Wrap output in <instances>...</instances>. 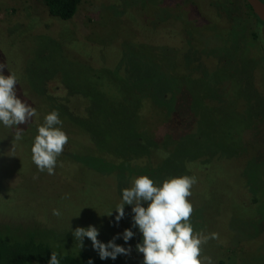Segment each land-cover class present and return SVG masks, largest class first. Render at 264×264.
I'll return each instance as SVG.
<instances>
[{"label": "rangeland", "instance_id": "obj_1", "mask_svg": "<svg viewBox=\"0 0 264 264\" xmlns=\"http://www.w3.org/2000/svg\"><path fill=\"white\" fill-rule=\"evenodd\" d=\"M200 3L222 20L206 21ZM252 32L264 45L258 19L233 23L214 0H85L67 22L37 1L0 0L2 74L16 75L18 98L38 114L18 125V141L0 123V229L99 256L90 240L80 248L72 236L91 225L101 243L119 236L115 244L131 248L116 259L142 264L131 206L115 221L120 190L133 177L160 184L189 176V222L217 235L201 257L264 264V60ZM69 91L78 93L75 111ZM53 110L68 136L60 155L71 153L49 175L32 162L31 147ZM12 145L15 157L7 156ZM125 229L134 233L127 243Z\"/></svg>", "mask_w": 264, "mask_h": 264}, {"label": "clouds", "instance_id": "obj_2", "mask_svg": "<svg viewBox=\"0 0 264 264\" xmlns=\"http://www.w3.org/2000/svg\"><path fill=\"white\" fill-rule=\"evenodd\" d=\"M5 67V64H0V123L7 128H14L18 141L22 138V130L18 125L28 123L38 114L35 108L18 98L17 77L14 73L3 75ZM61 125L58 111L53 110L37 128L31 147V160L40 172L54 174L57 158L68 142ZM7 153V156L15 157L13 145ZM195 183V177L189 176L165 179L160 184L147 176H139L131 179L129 187L120 190L121 203L115 210V221L118 223L124 217L125 205L131 206L132 227L137 228L142 237L135 246L136 251L143 256L142 264H213L211 257H201V252L202 246L209 239L217 238V235L194 232L189 222L193 206L187 198L191 196L190 189ZM112 212L105 216H111ZM53 215L59 217L61 213L54 209ZM98 235L99 230L91 225L72 231L79 247H83V241L87 238L101 260H115L118 255L130 254V247L115 244L119 236L105 244L97 239ZM133 236L130 229H125L122 239L127 243ZM48 264H60L58 253L51 252ZM89 264L92 262L89 261Z\"/></svg>", "mask_w": 264, "mask_h": 264}, {"label": "trees", "instance_id": "obj_3", "mask_svg": "<svg viewBox=\"0 0 264 264\" xmlns=\"http://www.w3.org/2000/svg\"><path fill=\"white\" fill-rule=\"evenodd\" d=\"M22 1H37L41 3L44 8L46 9V12L49 17L58 20L67 22L72 20L80 5L85 0H22ZM214 3L216 4V8L219 9L229 21H232L235 23L239 18H252L255 19L256 17L253 15L249 5L245 0H214ZM202 11L206 16L209 18V22L215 23L222 20L221 18L210 14L208 11H205L203 9V4H201ZM204 17V18H205ZM211 17V19H210ZM255 17V18H254ZM203 18V19H204ZM202 19V22H206L207 17L205 20ZM257 19V18H256ZM259 21V20H258ZM263 26L264 23L259 21ZM197 34L201 37L202 34L197 31ZM199 36H196L195 39L199 40L201 39ZM252 39V47L254 50H257V52H262L264 60V45L261 40V38H258V35L256 33H253L250 35ZM189 38L194 39L193 37L188 36ZM190 42H186V40H183V44L187 47L191 44ZM165 48V47H164ZM261 54V53H260ZM102 68V67H98ZM96 72L99 70L96 68L94 69ZM92 70V71H94ZM94 71V72H95ZM94 77H98L94 74ZM64 90H67L66 87H64ZM99 86L97 84H93L91 86V90L93 92H98ZM69 90V89H68ZM45 93V90H42V96L47 99V101L53 102L54 104L59 103L58 98H54L51 96H47ZM44 94V95H43ZM76 94L72 91H69L68 93V101L71 103L70 109L75 111V103L76 101ZM170 95V94H169ZM81 98H84L82 95ZM171 99V97L169 98ZM56 101V102H54ZM91 101V100H90ZM60 102H63L62 100ZM91 101V105H92ZM171 126L174 125L172 121H170ZM73 150V148H72ZM71 153V152H70ZM70 153L65 152L66 155H60L64 159L70 160ZM57 162H59L60 158L58 156ZM70 165H74L71 161L69 162ZM198 165V164H197ZM6 228V226L4 227ZM5 230V229H3ZM3 230L0 229V264H48V261L50 259L51 252L58 253V259L60 260V264H89V261L92 262V264H141V263H134L130 262L124 259H115L112 261L107 260H101L99 256L86 252V251H78V252H62L58 248L54 249L51 248L49 244L44 243L42 241H38L34 234L29 233L26 234L27 230L24 231V233H20L21 236H15L13 238L8 237ZM8 230V229H7ZM141 235L138 236L137 242H141ZM93 254V255H92ZM97 256V257H96Z\"/></svg>", "mask_w": 264, "mask_h": 264}, {"label": "water", "instance_id": "obj_4", "mask_svg": "<svg viewBox=\"0 0 264 264\" xmlns=\"http://www.w3.org/2000/svg\"><path fill=\"white\" fill-rule=\"evenodd\" d=\"M249 5L253 15L264 23V2L261 0H245Z\"/></svg>", "mask_w": 264, "mask_h": 264}]
</instances>
